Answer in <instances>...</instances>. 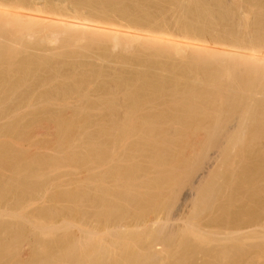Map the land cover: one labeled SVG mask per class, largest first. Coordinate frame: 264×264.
Wrapping results in <instances>:
<instances>
[{"label": "bare ground", "instance_id": "obj_1", "mask_svg": "<svg viewBox=\"0 0 264 264\" xmlns=\"http://www.w3.org/2000/svg\"><path fill=\"white\" fill-rule=\"evenodd\" d=\"M33 100L58 105L62 147L75 119L98 127L79 139L89 152L66 158L90 163L95 184L60 195L89 230L55 208L21 210L46 183L0 184V264H159L156 246L194 230L178 223L188 205L198 215L223 196L237 157L263 159L264 0H0V105ZM32 157L6 161L45 174ZM249 167L240 187L264 174Z\"/></svg>", "mask_w": 264, "mask_h": 264}, {"label": "rangeland", "instance_id": "obj_2", "mask_svg": "<svg viewBox=\"0 0 264 264\" xmlns=\"http://www.w3.org/2000/svg\"><path fill=\"white\" fill-rule=\"evenodd\" d=\"M50 107L57 108L58 105L33 100L26 104L22 110L8 115L5 113L6 106L0 105V128L11 123L17 124V131L0 132V184L9 186H5L4 190L12 188L13 191L21 193L26 183L31 184L35 181L46 183L50 188L49 192L42 197H28L29 202L26 204L25 210H21L27 211L26 213H38L41 209L55 208L65 213L64 225L67 228L74 231L83 228L86 231V229L89 230V227L86 228L76 212L70 211L75 207V204L62 199L60 195L62 192H73L81 185L82 180H88L87 184L90 187L95 184L92 180L93 168L91 169L90 163H74L67 161L66 158L73 153L89 152V149L81 147L79 139L82 135H86V138L90 137L98 127L92 121L89 131H82L87 120L75 119L74 121L79 126L75 128L76 131H64L65 139L69 138L70 141L71 136L75 137L72 141L75 144L62 147L60 143L65 140L57 139L59 132L55 127L57 120L48 112ZM260 141H262L259 142L262 146L259 148L262 149L264 140ZM77 143H79V147ZM21 151L27 152L30 157L33 156L34 160H37L35 157L40 158L42 160L40 166L47 172L35 175L26 162L23 163L25 166L23 165L21 171L19 169L17 172L11 170L6 160L11 156L18 155ZM262 151L264 152V149ZM262 158L250 160L239 156L232 168L236 173L241 174L240 171L245 167L248 169V166L260 165V162L264 164V154ZM239 175H236V178L234 177L231 181L232 183L226 186L225 192L222 193L225 196L218 197V200L215 199L208 205L210 207L200 211L201 214L193 215L192 204L188 205L187 213L184 216L186 219H179L178 223L181 228L188 229L190 227L188 231L192 230L193 232L191 231V235L185 232L188 235L184 234V238L178 237L176 243H173L174 245L156 246L158 247L157 251L160 252L159 264H264V174L258 177L254 186L250 185V188L246 187L247 189L240 187L239 178H237ZM224 179L220 178L219 181L222 183ZM238 189L241 190V193L235 195L234 192ZM255 194L258 198L254 197ZM198 202L195 201V203ZM190 213H192L191 216ZM239 218L244 220H240L242 223L247 222L240 225ZM254 218L256 220H253ZM249 224H252L250 228ZM194 231L200 232L199 234L203 233L202 235L206 238L204 242L198 236L193 235Z\"/></svg>", "mask_w": 264, "mask_h": 264}]
</instances>
